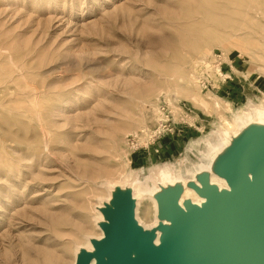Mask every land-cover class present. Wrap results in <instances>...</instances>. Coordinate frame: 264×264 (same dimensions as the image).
<instances>
[{
	"label": "rangeland",
	"instance_id": "1",
	"mask_svg": "<svg viewBox=\"0 0 264 264\" xmlns=\"http://www.w3.org/2000/svg\"><path fill=\"white\" fill-rule=\"evenodd\" d=\"M189 73L200 84L175 87ZM251 100L264 106V0H0V264H72L108 182L138 180L151 225L156 174L192 178L221 113ZM164 104L179 130L160 146Z\"/></svg>",
	"mask_w": 264,
	"mask_h": 264
},
{
	"label": "water",
	"instance_id": "2",
	"mask_svg": "<svg viewBox=\"0 0 264 264\" xmlns=\"http://www.w3.org/2000/svg\"><path fill=\"white\" fill-rule=\"evenodd\" d=\"M229 181L233 191L223 196L205 188L202 208L188 203L185 211L170 200L163 214L171 226L164 227L161 247L143 239L149 255L132 262L136 226L130 204H120L108 215L112 226L104 242L97 244L108 257L99 264H264V152L247 153L229 171ZM78 264H89V258L83 255Z\"/></svg>",
	"mask_w": 264,
	"mask_h": 264
},
{
	"label": "bare ground",
	"instance_id": "3",
	"mask_svg": "<svg viewBox=\"0 0 264 264\" xmlns=\"http://www.w3.org/2000/svg\"><path fill=\"white\" fill-rule=\"evenodd\" d=\"M196 51L199 55L202 51H206L207 54L211 53L210 48L207 46H201L197 48ZM206 63L207 65L204 67L209 70L211 64L208 61ZM193 65L196 68H200L201 63L195 58ZM180 78L184 80V85L181 86L182 84L179 83L180 81H177L174 84L175 87H182L189 90L191 84L195 86L200 84V81L198 82L191 73ZM207 94L209 93L207 92ZM200 95V91L197 92V90H195V94L193 95L194 98L200 99ZM33 97L36 98L34 95ZM212 98L216 111L220 112V109L223 108L224 110H230L231 113L234 114L231 101L221 98L218 95H212ZM251 104H253V109L238 114V120L235 118L236 115H233L234 122H232L229 116L227 117L225 114L221 113V117L226 122L228 128L224 127V129L220 131V134L222 133L220 142L214 144L207 150L208 152L202 151V153L207 155L208 162H200L199 168L197 172L195 171L196 173L192 178L187 179L183 176H178L177 171L161 170L160 173L156 174L154 178L157 185L156 190H151V193L148 191L149 187L147 188L148 195L151 196V204L150 206L146 204L144 208L145 216L143 217L142 215L144 220L150 217L149 222H152L151 225H146L144 222L142 223V221L138 219V216H136L139 207V195L136 191L138 180L133 178L137 181L136 186H133V182L127 179L124 183H120L121 181L115 184H113L114 182H108L106 188L109 194L106 195L105 198L100 199L101 201L97 205L96 223L101 233L97 237L86 238V241L83 242L84 247L77 248L76 259L72 264H78L83 255L89 258V264H99L101 260L108 263V257L99 251L97 244L104 242L106 238V229L112 226V221L108 215L120 204H130L132 215L131 223L136 226V230L131 236L132 239L136 241V244L131 247L129 253V258L132 262L149 255L148 251L144 249L143 239L148 237L156 248L161 247L162 238L165 234L164 227L171 226V221L163 214V208L167 206L170 200L177 201V203L187 211L186 205L188 203L197 205L201 208L207 203L208 199L203 194V190L207 187L212 186L216 188L221 196L225 193H231L233 191L229 181V171L231 168L247 153L264 152V106L255 104L252 100ZM175 108L177 110L178 106H175ZM158 115L162 118L165 117V113L163 112H158ZM134 124L135 126L138 125V127H141V130L144 129V126H141V123H139L137 119H133L130 126L132 127ZM137 135L142 142H145L148 137V128ZM128 176L131 177L129 174L127 177Z\"/></svg>",
	"mask_w": 264,
	"mask_h": 264
},
{
	"label": "built area",
	"instance_id": "4",
	"mask_svg": "<svg viewBox=\"0 0 264 264\" xmlns=\"http://www.w3.org/2000/svg\"><path fill=\"white\" fill-rule=\"evenodd\" d=\"M222 63V62H221ZM205 82V81H204ZM207 85V82H205ZM162 111L165 112V117L161 118L155 127L151 130V141L152 143H158L161 146L160 140L168 134H174L179 127L173 122L171 113H168V106L165 104L162 106Z\"/></svg>",
	"mask_w": 264,
	"mask_h": 264
}]
</instances>
